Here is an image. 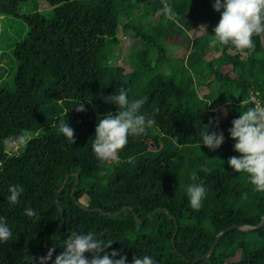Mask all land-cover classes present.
Instances as JSON below:
<instances>
[{
  "label": "trees",
  "instance_id": "1",
  "mask_svg": "<svg viewBox=\"0 0 264 264\" xmlns=\"http://www.w3.org/2000/svg\"><path fill=\"white\" fill-rule=\"evenodd\" d=\"M30 1L0 0V16L30 28L12 50L14 89L0 87V215L12 231L0 243V264H39L49 249L54 258L72 231L114 240L105 251L129 264L144 254L157 264H264V226L227 231L206 258L221 231L264 218V192L227 163L239 155L231 121L253 107L252 94L264 100L261 40L253 37L250 52L220 45L212 0H45L51 15L38 6L21 15ZM128 39L140 48L130 70L110 60ZM120 87L144 98L154 123L100 164L90 138L99 117L116 112L103 97ZM61 119L74 129L73 145L57 131ZM206 127L224 134L215 151L201 144ZM193 182L206 188L199 210L185 194ZM17 183L24 192L11 205L8 186Z\"/></svg>",
  "mask_w": 264,
  "mask_h": 264
},
{
  "label": "clouds",
  "instance_id": "2",
  "mask_svg": "<svg viewBox=\"0 0 264 264\" xmlns=\"http://www.w3.org/2000/svg\"><path fill=\"white\" fill-rule=\"evenodd\" d=\"M212 6L220 14L212 34L220 45L250 52L255 48L254 36L264 40V0H212ZM103 99L106 103L114 104L116 112L99 117L94 135L90 138L91 150L100 164L115 160L129 137L142 136L154 123L142 111L144 98L130 99L124 87ZM73 105L78 112L86 111L83 102ZM231 125L229 136L234 140L233 149L239 155L229 157L227 163L234 172L247 174L253 191L264 192V111L255 106L249 107L240 112ZM57 131L69 144L75 143L74 129L68 122L59 120ZM199 135L201 144L212 151L218 149L225 139L222 131H209L208 127L202 129ZM192 179L196 180L195 174ZM23 192L22 185H9L7 202L16 205ZM185 194L188 205L193 210H199L206 197V188L202 182L189 183L185 187ZM23 212L28 217L36 215L31 207H25ZM11 235L6 217L0 215V243L7 241ZM113 241L102 240L93 231H72L63 241V251L53 258L54 249H49L46 255L38 258L39 264H49V261L51 264H129L127 257L118 250L112 249L110 254L105 251ZM130 264H157V261L151 255L144 254L135 255Z\"/></svg>",
  "mask_w": 264,
  "mask_h": 264
},
{
  "label": "rangeland",
  "instance_id": "3",
  "mask_svg": "<svg viewBox=\"0 0 264 264\" xmlns=\"http://www.w3.org/2000/svg\"><path fill=\"white\" fill-rule=\"evenodd\" d=\"M43 12L45 15L52 14V8L48 7L45 0H32L28 3L21 5L19 12L21 15L31 13L36 10ZM155 17L154 20H156ZM29 26L21 18H16L13 16H0V87H7L14 89V78L17 72V63L13 58L12 50L13 48L22 41L29 33ZM135 44V42H134ZM131 40L122 41L121 44L116 48L110 49L113 52L112 58L110 59L114 65H122L128 70L131 69L132 53L135 54L140 48L136 46L132 50ZM176 51V50H174ZM176 57L182 58L185 56L184 52L175 53ZM19 143L12 144L9 147L11 153H17L19 150Z\"/></svg>",
  "mask_w": 264,
  "mask_h": 264
},
{
  "label": "water",
  "instance_id": "4",
  "mask_svg": "<svg viewBox=\"0 0 264 264\" xmlns=\"http://www.w3.org/2000/svg\"><path fill=\"white\" fill-rule=\"evenodd\" d=\"M261 42H262V45H263V47H264V40H261ZM262 226H264V218H263L262 222H261L259 225H257V226H249V225L239 226V225L236 224V225H233V226H231V227H229V228H227V229L221 231V232L216 236V238H215V242H214V244H213L211 250H210L209 253L207 254L206 258L209 259V258L213 255V253H214V251H215V249H216V247H217V245H218L220 239L222 238V236H223L227 231H230V230H232V229H236V228H239V229H242V230L257 229V228H260V227H262Z\"/></svg>",
  "mask_w": 264,
  "mask_h": 264
},
{
  "label": "built area",
  "instance_id": "5",
  "mask_svg": "<svg viewBox=\"0 0 264 264\" xmlns=\"http://www.w3.org/2000/svg\"><path fill=\"white\" fill-rule=\"evenodd\" d=\"M250 101L258 110L264 111V100L259 98L258 94H252Z\"/></svg>",
  "mask_w": 264,
  "mask_h": 264
}]
</instances>
